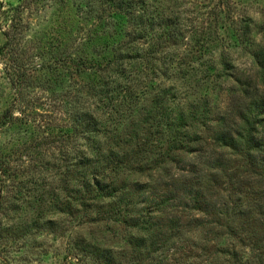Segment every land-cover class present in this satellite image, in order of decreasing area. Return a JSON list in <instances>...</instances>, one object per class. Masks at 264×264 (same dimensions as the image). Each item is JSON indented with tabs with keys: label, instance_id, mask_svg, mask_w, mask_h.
Here are the masks:
<instances>
[{
	"label": "trees",
	"instance_id": "obj_1",
	"mask_svg": "<svg viewBox=\"0 0 264 264\" xmlns=\"http://www.w3.org/2000/svg\"><path fill=\"white\" fill-rule=\"evenodd\" d=\"M213 1L215 0H204L199 4H192L197 11L204 9L206 15L201 24L190 26L182 24L181 16L167 10L165 0H19V5H10L5 10L0 5V13L6 16L8 22L7 30L0 28L6 39L0 47V55L7 53L12 56L6 72L10 73L13 69L17 73L20 88L16 98L19 104L22 101L19 94L22 97L25 88L35 85L31 79L40 70H49L50 77L46 80L49 86L62 87L68 84L69 90L60 97L68 110H71L72 125L62 130L57 128L60 135L55 129L52 130L50 140L51 144L63 142L60 168L65 169L64 188L68 191V203L64 208L66 213L72 215L78 212V207L79 212L94 210L113 225L131 229H128V237L125 239L128 251L117 253L98 243L95 246L83 243L81 249L76 247V253L69 264H168L169 253L178 251L177 246L188 243L192 234L195 237V231L201 233L203 229L208 230L206 234H214L215 237L206 238V245L201 244L202 247L196 242L194 246L198 250L208 251L205 246L213 244L218 249L215 256L222 263L243 264V258L235 246L223 247L220 242L226 238L224 235L232 240L242 233V245H250L255 262L264 264V235L256 240L252 239L257 230L264 233V45L256 46L251 39L252 22H248L245 14H242V18L236 15V0H218L217 4H213ZM39 5H42L43 10L54 9L53 15L57 18L53 28L55 32L52 35L35 33L34 38L28 40L27 33L31 31V26L29 23L26 26L22 24L23 14L28 11L37 12L36 7ZM211 6L213 7L210 8ZM35 42L34 51L44 62L39 68H28L21 64L20 55L27 53L28 43ZM239 48L252 56L256 72L246 78L234 79L231 74L233 54ZM61 50L64 54L58 56V51ZM47 55L49 59L45 61ZM161 55L159 61H162L166 69L177 66L179 72L188 69L197 73L203 71L207 78L212 77V72H215L221 79L225 75L226 82L235 81L232 85L239 93V100L220 118L211 142L222 154L231 150L242 156L248 167L247 178H255L253 187L262 188L254 194L255 198L260 197L254 209L259 216L258 221H253L250 217L245 219L246 206L242 201V224L237 226L235 218L230 221L232 213H227L230 219L226 225H222L221 218L211 217V209L216 206H211L198 189L191 201L193 206L189 208L190 214L200 212V217L198 215L195 218V230L190 228L191 222L185 225L183 217L171 213L174 206L172 198L168 197L159 202H151L153 213L135 208L130 214V205L124 199V189L109 182L114 181L113 175L109 177L111 172L119 173L130 167V155L134 151L131 146L130 150L118 151L117 154L114 153L115 150H107L102 141L101 126L94 113L86 109L85 103L92 98H97V104L104 103L110 95L119 93L133 71L134 60L146 61L147 66L143 69L159 75L157 72L160 70L150 65L151 62L158 61ZM142 64L143 62L141 66ZM214 67L219 68V75ZM75 71L80 78L89 79L88 84H71ZM50 89L53 92V88ZM163 93V98H157L152 108L155 111L161 109L162 112L160 124L169 136L170 148L167 155L170 157L171 153L180 151L197 152L195 144L192 146L190 143L192 138L196 137V141L200 138L197 134L190 136V128L197 121L204 130L210 129V112L203 111L201 120H197L194 114L187 115L185 112L173 115L167 106L171 102L169 90L163 89ZM84 94V103L76 109L75 106L81 104L77 102L79 96ZM14 111L11 107L3 113L0 118L1 126L12 122L13 118L18 120ZM19 121L23 125L16 126L18 131L23 129L26 134H34L30 122L22 119L17 123ZM140 154L133 153V156ZM201 173L198 174L200 180L204 178ZM2 175L8 177L9 174L2 171ZM72 182L76 186L70 190ZM176 192L177 189H174L172 195ZM187 194L192 195L193 192ZM232 212L237 211L233 209ZM252 225L256 228L254 231L249 230ZM189 234L191 236L186 238ZM250 240L253 243L247 242Z\"/></svg>",
	"mask_w": 264,
	"mask_h": 264
},
{
	"label": "rangeland",
	"instance_id": "obj_2",
	"mask_svg": "<svg viewBox=\"0 0 264 264\" xmlns=\"http://www.w3.org/2000/svg\"><path fill=\"white\" fill-rule=\"evenodd\" d=\"M202 1L204 0H165V5L169 12L173 11L176 16H181L182 24L190 26L201 24L205 20L206 11H197L192 5ZM236 2V15L242 18V14H245L248 22H252L251 39L256 46L264 45V0ZM18 3L19 0H0L4 10L10 5L16 7ZM217 3L218 0L213 1V4ZM36 10L38 11L23 14L22 24L26 26V23H29L31 26V31L27 33L28 40L33 39L35 33L52 35L55 32L53 28L57 18L53 15L54 9L43 10L42 5H39ZM1 15L2 13L0 28L7 30L6 16ZM5 40L1 29L0 47ZM35 45L36 42L28 43L27 53L20 55L21 64L28 68H39L44 62L34 51ZM147 49L146 46L145 50ZM63 54L62 50L58 51V56ZM10 58L12 56L7 53L0 55V118L12 107L18 120L23 119L31 123L34 134H26L23 129L18 131L16 126L22 127L23 122L17 123L15 118L5 126L0 125V170L9 174L8 177L3 176L0 171V264H69L72 262L71 257L76 253V247L81 249L83 243L94 246L98 243L117 253L128 251L125 239L131 229L123 225H113L94 210L86 214L79 212L78 207V212L69 215L64 209L68 203V191L64 188L65 169L60 168L63 142L51 144L50 140L52 130L55 129L60 135L57 128L62 130L72 125L71 110H68L60 97L69 90L68 84L51 87L46 83L50 77L49 70H40L31 79L35 85L25 88L22 97L19 94L22 100L19 104L16 98L20 88L17 84V73L13 69L10 73L6 72L11 64ZM159 58L150 65L160 70L157 72L159 75L149 69H143L147 66L146 61L134 60L133 71L119 93L110 95L104 103L97 104V98L85 103L86 109L94 113L101 126L102 141L107 150H115L114 153L117 154L118 151L130 150L131 146L134 151L130 155V167L122 169L119 173L111 172L109 177L113 175L114 181L109 182L119 189H124V199L130 205V214L135 208L153 213L151 202H159L168 197L172 198L174 206L171 213L183 217L185 225L191 222L189 227L195 230V218L200 212L190 214L189 208L193 206L191 201L195 197V190L198 189L211 206H216L211 209V217L221 218L222 225H226L230 219L227 213H232L230 221L235 218L237 226L242 224V201L246 206L245 219L250 217L251 220L258 221L259 216L254 209L260 197L255 198L254 194L262 188L253 187L255 178H247L248 167L242 156L231 150L222 154L211 142L216 124L239 100V93L232 85L235 81L226 82L225 75L221 79L217 65L214 69L218 71L219 76L212 72V77L207 78L203 71L197 73L188 69L179 72L177 66L166 69L162 61H159L162 55ZM48 59L47 55L45 61ZM255 72L256 66L252 56L242 48L236 49L231 71L233 78H246ZM88 80L80 78L75 71L71 84H88ZM50 88H53V92ZM163 89L169 90L171 102L167 106L173 115L185 112L187 115L194 114L197 120H201L203 111L210 112V129L204 130L197 121L190 128V136L197 134L200 138L198 141L196 137L192 138L190 143L192 146L195 144L194 149L197 152L180 151L171 153L170 157L167 155L170 148L169 136L160 124L162 112L161 109L155 111L152 108L153 102L165 95ZM262 91L264 93V88ZM79 97L77 102L81 104L74 105L76 109L81 107L86 96L84 94ZM133 153L141 154L135 157ZM199 173L204 177L201 180L198 179ZM198 180L199 183L196 184ZM185 183H188L186 187ZM75 186L72 182L70 190ZM174 189H177V192L172 195ZM233 209L237 212L233 213ZM255 229L253 225L249 228L252 231ZM207 232L208 230L203 229L201 233L195 231V237L193 234L187 235L186 238L191 236V239L188 243L177 246L178 251L169 253L168 264H224L215 256V245L208 244L209 246H205L208 251L203 252L194 246L197 242L202 247L201 244L206 245V238L214 239V234H206ZM263 235L261 230H257L252 239L256 240ZM224 236L226 238L221 239V246H235L243 258V264H257L250 245H242V233L232 240ZM247 242L253 243L252 240ZM122 262L126 263L125 260Z\"/></svg>",
	"mask_w": 264,
	"mask_h": 264
}]
</instances>
